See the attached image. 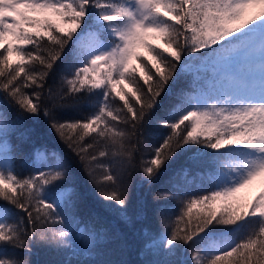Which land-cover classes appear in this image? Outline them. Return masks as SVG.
<instances>
[{
    "label": "snow or ice",
    "instance_id": "snow-or-ice-1",
    "mask_svg": "<svg viewBox=\"0 0 264 264\" xmlns=\"http://www.w3.org/2000/svg\"><path fill=\"white\" fill-rule=\"evenodd\" d=\"M217 75L232 86L209 94ZM84 94L91 111L75 114L69 102ZM162 96L171 107L156 124L168 132L149 145ZM40 116L70 155L33 146L18 170L24 123ZM177 156L170 188L152 197L162 224L146 240L162 257L153 264H264V0H0V264H30L9 247L73 249L75 229L95 242L70 212L73 160L130 219L125 174L151 187ZM257 182L256 195H239ZM172 200L180 213L165 222Z\"/></svg>",
    "mask_w": 264,
    "mask_h": 264
},
{
    "label": "trees",
    "instance_id": "trees-1",
    "mask_svg": "<svg viewBox=\"0 0 264 264\" xmlns=\"http://www.w3.org/2000/svg\"><path fill=\"white\" fill-rule=\"evenodd\" d=\"M62 68V64L57 68V73L53 78L55 82H53V79H50L48 82L54 88L60 87V77L63 74L61 71ZM142 83L141 81V84ZM217 85L218 82L215 77L207 80L209 94H222L219 92L220 89L216 88ZM183 86L184 80L182 79L174 88ZM86 101L87 94H84L83 96L77 97L75 101H70L69 103L78 105L75 109V114H87L91 109L86 106ZM122 103L123 102L119 101L117 98V103L113 105V107L120 108ZM161 105L162 107L158 108L153 113L151 124L146 131L149 145L158 146V144L162 142L160 138L168 132L167 129H162L157 126L156 117L163 116L165 110L171 107L170 98L162 96ZM9 112H11V109H9ZM72 114L74 113H69V115ZM121 115H123V113H121ZM24 129L29 131L31 138L22 145V150L19 152L20 159L17 161L18 170H21V164L24 162L33 146L56 147L65 154L70 155L55 138L51 129L48 128L43 116L30 118L25 121ZM24 129H21V131ZM13 143L20 144L21 141L14 136ZM141 152H146L143 146ZM139 158L138 155V162ZM144 158H148L147 154H145ZM183 164V156L174 157L173 160L166 165L164 174L161 175L151 187L147 184L141 187L139 171L135 169L129 170L125 174V180L127 184L129 183L128 185L131 191V200L128 209V216L130 219H128L122 218L117 210L114 212L115 205L110 206L96 195L93 185L80 169V166L73 160L74 174L71 184L77 191V203L75 209H71L70 212L74 211L78 219L94 226L98 233L95 242L92 245H88L86 242L81 241L79 229H75V225H73V228L76 230V245L73 249H55L44 244L33 243L30 253H23L11 247L8 248V251L10 253L16 252L20 256H26L30 260V264H148L143 259V251L145 249L143 242L149 236L156 234L158 229L162 230L161 217L156 211V204L153 202L152 197L158 190L162 188L167 190L170 188V185L166 184L165 181ZM28 170V168H24V174H26ZM135 176L139 178V185L136 183L134 185L133 178H135ZM166 206L173 209L174 216L180 213V207L177 201H168ZM193 211L195 212L196 210L194 209ZM164 219L166 220L165 222H168L165 218V214ZM171 221H173V219ZM89 248L91 249L90 251L88 250ZM187 255V253L181 250L174 258L182 260L185 259ZM154 256L162 259V257L157 254H154ZM153 262L151 264H153Z\"/></svg>",
    "mask_w": 264,
    "mask_h": 264
},
{
    "label": "rangeland",
    "instance_id": "rangeland-1",
    "mask_svg": "<svg viewBox=\"0 0 264 264\" xmlns=\"http://www.w3.org/2000/svg\"><path fill=\"white\" fill-rule=\"evenodd\" d=\"M214 77H215V79H217L218 85L216 86V88L220 89L219 92L223 93L225 90H227L228 88H230L232 86L229 81H227L226 79L223 78L222 75H217V76H214ZM130 95H131V93L129 92V96ZM133 180H134V185H135V183L137 185H139L138 184L139 178H137V176H135V178H133ZM259 190H260V184H259V182H257L254 185L243 189L239 195L241 197H243V198L250 199L252 196L256 195L259 192ZM168 208H169V212L165 213V218L167 219L168 222H171L172 219L173 220L175 219V216H174V213H173L174 211H173V209L171 207H168ZM114 212H116V208H114ZM160 231H161V229H158V232H160ZM114 237H118V236H114ZM147 239H145L144 242H143V246L145 248L144 251H143V259L148 264H151L153 261L159 260L160 258H158L157 256H154V253H150L148 251V247H147V244H146V240Z\"/></svg>",
    "mask_w": 264,
    "mask_h": 264
}]
</instances>
